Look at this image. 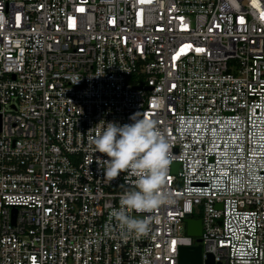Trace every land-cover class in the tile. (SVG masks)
Here are the masks:
<instances>
[{"label": "built area", "instance_id": "1", "mask_svg": "<svg viewBox=\"0 0 264 264\" xmlns=\"http://www.w3.org/2000/svg\"><path fill=\"white\" fill-rule=\"evenodd\" d=\"M137 112L173 157L171 200L130 213L141 239L110 217L135 177L107 180L90 143ZM196 243L264 264V0H0V264H179Z\"/></svg>", "mask_w": 264, "mask_h": 264}, {"label": "clouds", "instance_id": "2", "mask_svg": "<svg viewBox=\"0 0 264 264\" xmlns=\"http://www.w3.org/2000/svg\"><path fill=\"white\" fill-rule=\"evenodd\" d=\"M130 120L125 124L107 122L102 131L90 137V143L107 158L103 170L107 180L112 181L123 172L135 177L134 190L120 196V207L113 209L110 217L123 235L141 239L151 231L152 219L134 218L130 213H152L171 200L165 185L173 157L171 144L155 120L142 117L139 112ZM240 264L247 261L241 259Z\"/></svg>", "mask_w": 264, "mask_h": 264}, {"label": "water", "instance_id": "3", "mask_svg": "<svg viewBox=\"0 0 264 264\" xmlns=\"http://www.w3.org/2000/svg\"><path fill=\"white\" fill-rule=\"evenodd\" d=\"M8 107H12V104H8ZM175 166L178 165V162L173 163ZM186 231L187 233L196 236L195 240H200L201 233V219L194 217H186ZM201 245L199 243L193 245H182L179 249V264H201ZM207 264H219L213 263L212 257L206 259Z\"/></svg>", "mask_w": 264, "mask_h": 264}]
</instances>
